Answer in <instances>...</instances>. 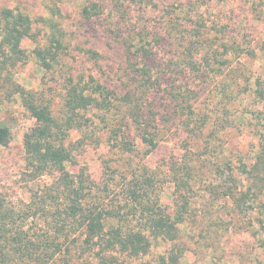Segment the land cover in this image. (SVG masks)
I'll return each mask as SVG.
<instances>
[{
  "label": "trees",
  "instance_id": "16d2710c",
  "mask_svg": "<svg viewBox=\"0 0 264 264\" xmlns=\"http://www.w3.org/2000/svg\"><path fill=\"white\" fill-rule=\"evenodd\" d=\"M42 1L37 21L21 9L0 10V95L18 96L35 120L24 144L27 176L63 179L31 192L19 207L0 193V264H122L150 255L155 243L176 244L194 209L198 157L207 155L217 162L206 163L216 180L207 181L205 196L236 215L264 209L261 112L253 114L262 121L253 164L234 166L219 144L221 129L234 124L230 109L249 89L241 60L264 61V40L248 39L240 14L214 13V2L229 0H83L75 16L71 0ZM253 5L254 21L264 25V11ZM27 39L39 46L41 68L62 75L57 111L44 93L15 79L30 59L21 47ZM208 93L214 101L202 102ZM253 96L264 102L262 80ZM216 99L219 118L210 110ZM177 137L184 147L150 167L148 158ZM10 143V129L0 123V146ZM88 143L104 144L128 171L111 183L94 179L78 161ZM69 167L77 172L68 176ZM167 183L171 209L161 201ZM175 247L171 262L161 256L158 264H182L173 258L183 259L185 250Z\"/></svg>",
  "mask_w": 264,
  "mask_h": 264
},
{
  "label": "rangeland",
  "instance_id": "374dc122",
  "mask_svg": "<svg viewBox=\"0 0 264 264\" xmlns=\"http://www.w3.org/2000/svg\"><path fill=\"white\" fill-rule=\"evenodd\" d=\"M71 1L67 5L69 13L74 14L83 0ZM253 3L259 5L264 11V0H229L228 4L214 2L216 8L214 13L226 11V14L230 16L232 11L237 12L245 20L243 33L249 36L248 39L264 40V25L254 21ZM4 7L21 9L33 15L35 21L44 10L42 0H0V10ZM63 22L66 30L71 29V20L66 19ZM41 42L45 44V38H42ZM21 47L30 59L26 65L19 66L14 71L17 83L27 90L44 93V97L53 103L54 109L59 110L64 94L61 92L63 82L59 81V79L62 80V75L57 72L49 73L41 68L36 59L38 44L27 39L22 42ZM259 55L262 56V53L259 52ZM255 61H249L247 57L241 60V65L245 66V76L251 77L249 89L247 93L241 94L238 103L230 109L231 122L234 124L219 132V144L226 150V156L231 159L234 166H239L241 161L253 164L254 157L259 151L260 122L262 121L255 117L261 112L260 116L264 118V102L259 104V101L254 100L252 92L257 89L258 80H262L264 84V61L261 57ZM234 67H239L238 60ZM240 88L245 89L244 86ZM201 101L214 100L208 93ZM210 108L217 118L223 116L217 99ZM254 113L256 114L253 116ZM0 123L10 129L11 137L8 147L0 146V193L15 206H23L30 201L31 192L52 184L60 177L63 179V176L45 175L35 182L27 176L24 144L27 134L34 128L35 120L22 106L18 96L8 98L7 95H0ZM72 138L76 143L81 139V135L76 132ZM183 147V137H177L170 143L162 144L161 150L148 158L149 166L157 168L171 153L178 152ZM198 158L202 176L198 179L193 192L194 209L185 224L181 226L182 237L176 243L178 247L185 250V256L183 259L174 257L173 261L180 263L181 260L182 264H264V209L257 207L252 216L236 215L232 212L231 206L226 205L225 202L211 201L208 196H205L204 186L207 185V181L210 183L216 180V175H213L215 170L213 165L208 166L206 163L217 162V160L213 154ZM78 161L79 165L88 168L92 177L98 181L111 183L112 178L116 177L118 180L120 173L128 171L124 162H118V157L111 154L104 144L97 146L88 143L82 146L78 153ZM108 166L116 173L112 174ZM77 169V167H69L67 175L71 176L77 172ZM164 185L161 201L163 205L171 209L174 206V189L169 183ZM176 244L155 243L150 255L138 259L123 258L122 264H158L161 256H166L168 262H171L170 253L172 250L175 251Z\"/></svg>",
  "mask_w": 264,
  "mask_h": 264
}]
</instances>
